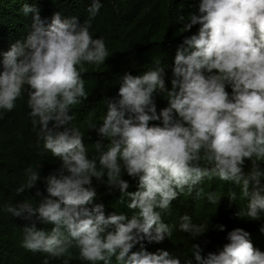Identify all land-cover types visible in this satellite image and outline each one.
<instances>
[{"label": "clouds", "instance_id": "obj_1", "mask_svg": "<svg viewBox=\"0 0 264 264\" xmlns=\"http://www.w3.org/2000/svg\"><path fill=\"white\" fill-rule=\"evenodd\" d=\"M101 7L91 0L82 24L59 12L45 24L35 4L24 3L23 14H32L27 34L0 50V111H13L27 93L37 140L59 160L47 176L26 169L16 193L35 188L39 200L6 211L29 222L21 246L46 254L43 264L47 257L69 264L73 248L86 264H193L145 247L172 235L163 214L185 189L191 194L205 178L233 183L247 200L237 217L264 218V0H199L187 17L178 14L183 33L198 28L175 51L171 87L159 63L138 75L125 72L116 95L105 98L102 123H88L96 149L90 157L73 107L88 99L84 65L109 57L104 39L90 31ZM157 96L166 100L159 110ZM94 181L118 190L132 214L107 211ZM207 198L216 203L215 193ZM180 221L179 230L192 238L208 229L187 214ZM226 240L206 255L193 244L196 264H264V252L243 228L228 231Z\"/></svg>", "mask_w": 264, "mask_h": 264}, {"label": "trees", "instance_id": "obj_2", "mask_svg": "<svg viewBox=\"0 0 264 264\" xmlns=\"http://www.w3.org/2000/svg\"><path fill=\"white\" fill-rule=\"evenodd\" d=\"M199 0H101L102 7L93 19L91 29L94 38H103L109 51V57L99 66L85 64L83 79L88 99L73 107L75 126L84 135V143L90 157L96 156L95 133L88 123L99 125L106 114L105 98L115 96L120 77L125 72L138 75L159 63L165 67L166 84L170 88L171 64L177 47L186 35L197 31L198 26L189 33H183L177 23L178 14L187 17L194 12ZM24 3L35 4L45 24L51 23L57 12L62 17L76 16L82 24L88 18L87 8L91 0H0V50L7 51L11 44L22 39L32 23V14L25 16L21 9ZM158 110L166 106V100L157 96ZM17 107L11 112L0 111V264H43L46 254L32 253L21 244L23 227L29 222L13 217L6 211L23 201L38 202L36 189L17 195L16 188L26 183V169L31 168L41 177L47 176L58 167L59 160L50 152H45L43 144L38 142L28 115L27 93L17 100ZM247 170V169H246ZM125 178L128 177L125 174ZM131 182V181H130ZM99 201L107 211L131 215L126 203L121 202L120 192L113 191L94 181ZM43 190L44 184L38 183ZM135 185L129 189L134 191ZM202 190L203 194H198ZM235 191L236 200H230L228 193ZM208 193H215L216 203L212 204ZM247 207V200L241 198L239 186L226 183L218 178L205 180L189 194L187 189L172 201L169 212L163 214L166 223L173 226L172 235L161 243H147L149 252L158 249L169 251L182 261L187 257L193 260L192 245L200 244L203 255L216 252L227 243V232L234 228H243L250 233L254 247L264 252V218L256 221L238 218L236 213ZM184 214L192 218L195 224L207 225L203 235L192 238L179 230L180 217ZM217 225H224L220 231ZM50 230V225H40ZM139 246L133 249L138 250ZM72 259L69 264H86L79 258L77 249H70ZM49 264H63V259L47 257ZM102 264V262H101ZM115 264V261H113Z\"/></svg>", "mask_w": 264, "mask_h": 264}]
</instances>
